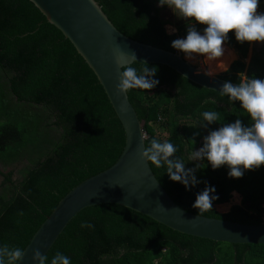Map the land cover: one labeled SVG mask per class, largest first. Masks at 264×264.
<instances>
[{
  "label": "trees",
  "instance_id": "16d2710c",
  "mask_svg": "<svg viewBox=\"0 0 264 264\" xmlns=\"http://www.w3.org/2000/svg\"><path fill=\"white\" fill-rule=\"evenodd\" d=\"M96 3L114 27L133 40L176 51L172 41L187 35V23L176 24L175 33L166 31L158 0ZM260 7L264 9V0ZM193 26L201 33L205 27ZM247 44L237 42L234 33L225 42L241 58L246 57ZM225 45L226 64L235 52ZM137 61L132 66L139 71L142 61ZM146 63L157 69L153 77L157 86L127 93L143 122L145 146L152 139L171 142L186 169L202 167L195 172L200 183L186 190L169 179L165 167L149 163L170 197L181 208L198 214L192 207L196 195L206 186L214 187L212 195L218 199L204 216L262 223L264 166L244 171L237 179L228 176L227 166L213 170L206 160L188 161L210 131L237 119L249 126L251 121L239 101L229 102L217 90L165 64ZM244 69L246 76L264 79V46L247 65L231 62L220 76L239 81ZM209 110L219 112L220 121L204 122L202 113ZM203 122L206 127L198 126ZM123 143L122 128L97 76L71 42L28 0H0V163L5 166L25 154L34 156L18 178L13 171L0 170V246L24 249L58 201L78 182L110 166ZM232 191L240 195V204L226 213L217 212L215 204L228 203ZM85 224L90 227H82ZM57 252L69 257L71 264H264V244L228 243L180 233L114 203L93 205L47 254V264Z\"/></svg>",
  "mask_w": 264,
  "mask_h": 264
},
{
  "label": "water",
  "instance_id": "95a60500",
  "mask_svg": "<svg viewBox=\"0 0 264 264\" xmlns=\"http://www.w3.org/2000/svg\"><path fill=\"white\" fill-rule=\"evenodd\" d=\"M45 21L58 28L97 76L106 99L124 135L115 161L100 172L78 182L39 224L24 247L18 264H36L34 249L48 254L63 240L93 205L114 203L146 215L172 230L195 237L228 243L264 244V222L245 224L207 217L181 208L155 176L150 164L140 157L146 132L127 95L117 94L120 68L115 59L129 53L136 60L165 64L189 80L219 91L225 82L238 85L201 67L181 53L133 40L119 32L90 0H28ZM143 138V139H142Z\"/></svg>",
  "mask_w": 264,
  "mask_h": 264
},
{
  "label": "clouds",
  "instance_id": "9594fccd",
  "mask_svg": "<svg viewBox=\"0 0 264 264\" xmlns=\"http://www.w3.org/2000/svg\"><path fill=\"white\" fill-rule=\"evenodd\" d=\"M90 3L96 7V0H90ZM165 5L177 18L189 21L186 37L171 43V47L182 52L188 60L202 56L205 62H217L221 71L227 72L228 65L223 58L229 33H234L239 43L264 42V13L259 11L260 0H158V6ZM192 22L205 26L202 34ZM124 61L123 53L115 59L120 68L119 83L115 88L117 94L126 96L129 90L147 91L157 86L158 80L153 79L157 72L155 66L150 68L142 61L138 71L132 66L138 62L134 53H129L127 61ZM218 94L227 97L229 102L239 101L240 108L247 113L251 123L245 126L237 119L210 131L203 138V146L192 151L188 161L206 160L213 170L227 166L228 176L238 179L244 171L264 166V79L250 78L241 73L238 85L225 82ZM202 117L208 125L220 121V113L217 111H204ZM204 122L198 126L206 127ZM176 153L177 147L173 143L152 139L150 146H143L140 157L156 168L165 167L169 179L181 183L188 190L200 183L195 172L202 167L197 164L194 168L186 169V162L176 157ZM214 192V187L206 186L196 195L192 207L199 210L198 215L211 211L213 201L218 199L212 195ZM23 255L22 248H10L6 244L0 246V264H18ZM31 259L36 264H47L49 258L46 254L42 255L39 249H34ZM50 264H71V261L69 257L57 252Z\"/></svg>",
  "mask_w": 264,
  "mask_h": 264
},
{
  "label": "rangeland",
  "instance_id": "374dc122",
  "mask_svg": "<svg viewBox=\"0 0 264 264\" xmlns=\"http://www.w3.org/2000/svg\"><path fill=\"white\" fill-rule=\"evenodd\" d=\"M160 7V18L165 22V29L168 33H175L177 30L175 28V24L176 23H189V21H186V20H183V19H179L177 18L174 13L172 12V10L168 7V6H165V7ZM259 11L261 13H264V9H262L261 7H259ZM194 24V22H192ZM174 29V31H173ZM203 33V32H202ZM201 33V34H202ZM182 39V38H180ZM226 46V45H225ZM263 46H264V42H260V43H248L247 44V54H246V57L244 58H241V56L239 55V53H236V51L234 49H231V48H228V46H226L228 49L232 50L235 52V56L232 57V59H230L226 64L229 66V64L231 62H235V61H242L245 63V65H247L249 62H250V59L252 57L253 54H261L262 51H263ZM177 52L181 53V55L184 56V54L180 51L177 50ZM228 51L225 50V55H227ZM188 60V59H187ZM190 62H192L193 64L201 67L202 69H204L205 71H208L210 73H223L224 71H221L219 65L217 62H205L204 61V57L202 56H196L193 60H189ZM214 67L216 69L214 70H211V67ZM218 68V69H217ZM243 73L245 76H246V71L245 69L241 72ZM34 158V156L31 154V155H28V154H25L23 157H21L20 159L8 164V165H2L0 163V170L4 171L5 173L8 172V171H13V175H14V178H18L20 177L21 175V169L26 166V165H29L31 163V160ZM2 181V177L0 176V182ZM234 192V191H232ZM231 197V196H230ZM232 198V197H231ZM230 199V198H229ZM228 199V201H229ZM241 201V197L240 195H236V197H234V201H237L236 203L235 202H232L228 205V208L226 210H222V208L220 207H214V209L219 212V213H226L228 212L229 208L232 206V205H239L240 204V201ZM262 207H263V213H262V220L264 222V201H263V204H262Z\"/></svg>",
  "mask_w": 264,
  "mask_h": 264
},
{
  "label": "bare ground",
  "instance_id": "6f19581e",
  "mask_svg": "<svg viewBox=\"0 0 264 264\" xmlns=\"http://www.w3.org/2000/svg\"><path fill=\"white\" fill-rule=\"evenodd\" d=\"M214 67H216V66H214L213 65V67H211V70H214V69H216V68H214ZM218 69V68H217ZM236 195H238V194H234V193H232V198L229 200V202H230V204L232 203V202H237V201H234V197H236ZM239 200V199H238ZM240 201V200H239ZM228 202V203H229ZM228 205L229 204H226V205H224V206H220V208H222V210H226L227 208H228Z\"/></svg>",
  "mask_w": 264,
  "mask_h": 264
},
{
  "label": "crops",
  "instance_id": "0c3cea01",
  "mask_svg": "<svg viewBox=\"0 0 264 264\" xmlns=\"http://www.w3.org/2000/svg\"><path fill=\"white\" fill-rule=\"evenodd\" d=\"M234 194H238V193L234 192ZM224 203L227 204V202H224ZM224 203H221L222 205H220V204H215V205H216L215 207H220V206H224V205H226V204H224Z\"/></svg>",
  "mask_w": 264,
  "mask_h": 264
},
{
  "label": "flooded vegetation",
  "instance_id": "af4514ba",
  "mask_svg": "<svg viewBox=\"0 0 264 264\" xmlns=\"http://www.w3.org/2000/svg\"><path fill=\"white\" fill-rule=\"evenodd\" d=\"M182 23V22H181ZM195 23V22H194ZM176 24H179V23H176ZM176 24H175V28H176Z\"/></svg>",
  "mask_w": 264,
  "mask_h": 264
}]
</instances>
